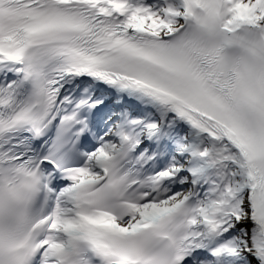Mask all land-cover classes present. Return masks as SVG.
Masks as SVG:
<instances>
[{"label":"snow or ice","instance_id":"1","mask_svg":"<svg viewBox=\"0 0 264 264\" xmlns=\"http://www.w3.org/2000/svg\"><path fill=\"white\" fill-rule=\"evenodd\" d=\"M0 264H264V0H0Z\"/></svg>","mask_w":264,"mask_h":264}]
</instances>
